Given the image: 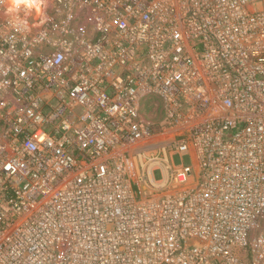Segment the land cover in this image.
<instances>
[{
	"label": "built area",
	"instance_id": "1",
	"mask_svg": "<svg viewBox=\"0 0 264 264\" xmlns=\"http://www.w3.org/2000/svg\"><path fill=\"white\" fill-rule=\"evenodd\" d=\"M0 264H264V0L0 2Z\"/></svg>",
	"mask_w": 264,
	"mask_h": 264
},
{
	"label": "clouds",
	"instance_id": "2",
	"mask_svg": "<svg viewBox=\"0 0 264 264\" xmlns=\"http://www.w3.org/2000/svg\"><path fill=\"white\" fill-rule=\"evenodd\" d=\"M6 4V12L10 15H15L23 7L31 10L35 9L37 15H43L45 8V0H0Z\"/></svg>",
	"mask_w": 264,
	"mask_h": 264
},
{
	"label": "rangeland",
	"instance_id": "3",
	"mask_svg": "<svg viewBox=\"0 0 264 264\" xmlns=\"http://www.w3.org/2000/svg\"><path fill=\"white\" fill-rule=\"evenodd\" d=\"M183 161H184L185 164L187 163V160L185 158L183 159Z\"/></svg>",
	"mask_w": 264,
	"mask_h": 264
}]
</instances>
